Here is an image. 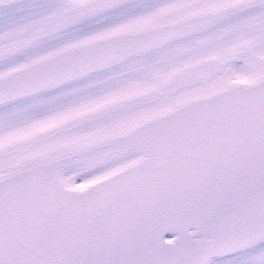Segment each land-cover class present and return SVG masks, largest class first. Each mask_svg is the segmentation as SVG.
<instances>
[{"label": "snow or ice", "instance_id": "snow-or-ice-1", "mask_svg": "<svg viewBox=\"0 0 264 264\" xmlns=\"http://www.w3.org/2000/svg\"><path fill=\"white\" fill-rule=\"evenodd\" d=\"M0 264H264V0H0Z\"/></svg>", "mask_w": 264, "mask_h": 264}]
</instances>
